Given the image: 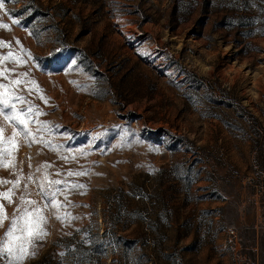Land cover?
Here are the masks:
<instances>
[{
    "label": "rangeland",
    "instance_id": "rangeland-1",
    "mask_svg": "<svg viewBox=\"0 0 264 264\" xmlns=\"http://www.w3.org/2000/svg\"><path fill=\"white\" fill-rule=\"evenodd\" d=\"M3 4L0 93L38 109L22 119L42 142L17 135L14 166L0 168L20 182L12 203L0 198V238L18 207L47 218L35 255L15 264L249 256L247 229L264 220V0ZM0 126L19 131L2 114ZM57 189L59 207L46 206L42 190Z\"/></svg>",
    "mask_w": 264,
    "mask_h": 264
},
{
    "label": "snow or ice",
    "instance_id": "snow-or-ice-1",
    "mask_svg": "<svg viewBox=\"0 0 264 264\" xmlns=\"http://www.w3.org/2000/svg\"><path fill=\"white\" fill-rule=\"evenodd\" d=\"M4 7L3 0H0V9ZM18 23V21H13ZM0 27L8 28L7 24H2ZM6 46L3 41H0V47ZM11 58L9 56L4 57V59ZM2 75V73H0ZM22 75H27L26 73ZM13 83H22V81H14ZM5 87L0 84V88ZM43 99V97H41ZM16 100L21 103H25L22 96H16ZM12 97L8 96L5 93H0V114L3 115L5 121L14 122L18 132H14L12 136L4 138L3 136V127L0 126V168L13 167L14 163H10L7 160V157L16 150L18 145L15 143V137L17 135L23 134L25 138H32V142H42L36 141L35 136L33 135L31 129L28 127V121L22 119L23 116H27L29 121L34 113L38 112V109L34 105L29 104L27 108H21L17 110L15 105L11 102ZM7 110V111H6ZM41 128L38 131H44L47 129V122H39ZM47 143V142H45ZM47 167V165H45ZM85 173H72L69 172V175H83ZM52 183L59 184L60 181H52ZM0 184H11L12 187L5 192H0V198L6 200L8 203H12V196L15 194L14 189L20 186L19 179L16 181H9L7 179L0 178ZM72 187H82L81 185H73ZM59 192V189L56 192H43L42 194L49 198L48 205L52 207H59L58 204H54L53 201L55 196ZM35 201H25L21 198L22 205H31L35 204ZM9 219L2 203H0V227L4 226V221ZM57 219H62V217L57 216ZM73 219H75L73 217ZM47 223V218L43 216L39 208L29 209L28 207H18L17 214L14 215L10 220L8 227L5 231V237L0 238V258L6 259V264H15V260L22 261L29 255H35L34 252L29 251V247L35 246V241L43 239L47 234L44 231L43 225ZM7 257H13L14 259H7Z\"/></svg>",
    "mask_w": 264,
    "mask_h": 264
},
{
    "label": "crops",
    "instance_id": "crops-1",
    "mask_svg": "<svg viewBox=\"0 0 264 264\" xmlns=\"http://www.w3.org/2000/svg\"><path fill=\"white\" fill-rule=\"evenodd\" d=\"M247 230L253 236L252 244L246 245L249 255L247 256L248 261L252 264H264V220L258 219L256 224L250 225V228Z\"/></svg>",
    "mask_w": 264,
    "mask_h": 264
},
{
    "label": "built area",
    "instance_id": "built-area-1",
    "mask_svg": "<svg viewBox=\"0 0 264 264\" xmlns=\"http://www.w3.org/2000/svg\"><path fill=\"white\" fill-rule=\"evenodd\" d=\"M230 233H231V234H234L235 231H234V230H231ZM239 262H240V264H252V263H250V262L248 261V257H247V255L240 256Z\"/></svg>",
    "mask_w": 264,
    "mask_h": 264
}]
</instances>
